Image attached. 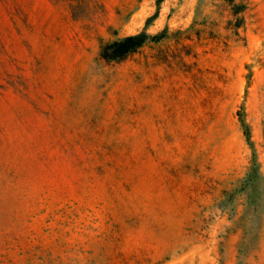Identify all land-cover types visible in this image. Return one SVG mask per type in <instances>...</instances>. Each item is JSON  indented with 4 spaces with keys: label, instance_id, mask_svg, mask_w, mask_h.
I'll use <instances>...</instances> for the list:
<instances>
[{
    "label": "rangeland",
    "instance_id": "1",
    "mask_svg": "<svg viewBox=\"0 0 264 264\" xmlns=\"http://www.w3.org/2000/svg\"><path fill=\"white\" fill-rule=\"evenodd\" d=\"M0 264H264V0H0Z\"/></svg>",
    "mask_w": 264,
    "mask_h": 264
},
{
    "label": "trees",
    "instance_id": "2",
    "mask_svg": "<svg viewBox=\"0 0 264 264\" xmlns=\"http://www.w3.org/2000/svg\"><path fill=\"white\" fill-rule=\"evenodd\" d=\"M160 1L158 0V2ZM148 38L149 35L145 32L123 37L103 46L100 56L108 61H119L140 47ZM242 126L244 127L245 125Z\"/></svg>",
    "mask_w": 264,
    "mask_h": 264
}]
</instances>
